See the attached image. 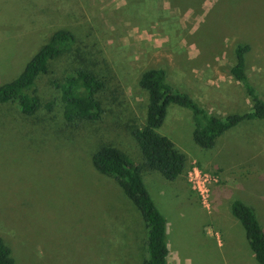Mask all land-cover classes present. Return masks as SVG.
Returning <instances> with one entry per match:
<instances>
[{
	"label": "rangeland",
	"instance_id": "rangeland-1",
	"mask_svg": "<svg viewBox=\"0 0 264 264\" xmlns=\"http://www.w3.org/2000/svg\"><path fill=\"white\" fill-rule=\"evenodd\" d=\"M58 28L76 35L91 29L116 65L130 68L120 79L142 120L147 95L137 77L160 65L209 114L248 111L250 99L226 71L239 43L252 44L246 72H253V86L264 95V0H3L0 85L14 79ZM73 67L72 57L64 56L37 78L32 93L42 107L32 116L0 105V238L13 264H140L147 258L141 215L91 164L109 127L62 119L52 82ZM193 128L188 109L169 105L158 133L185 155V170L173 181L141 171L165 219V264H240L246 257L257 264L230 205L240 200L249 206L264 231V119L238 124L207 150L194 144ZM107 136L141 163L128 131ZM193 168L208 189L206 200L190 181Z\"/></svg>",
	"mask_w": 264,
	"mask_h": 264
},
{
	"label": "trees",
	"instance_id": "trees-1",
	"mask_svg": "<svg viewBox=\"0 0 264 264\" xmlns=\"http://www.w3.org/2000/svg\"><path fill=\"white\" fill-rule=\"evenodd\" d=\"M125 23L122 21L119 30ZM122 30L125 32L124 27ZM250 44L239 43L234 47L233 62L226 69L251 101L250 109L241 114H228L222 118L209 114L180 88L178 79H169L165 65H160L141 70L137 77L138 87L147 95L146 113L142 120L132 108L120 79V74L126 77L132 73L130 68L118 67L91 29L76 35L68 28L56 29L26 62L22 71L11 81L0 85V105H14L19 114L32 116L42 107L40 97L32 93L37 78L47 74L55 60L72 57L73 73L61 81L52 82L59 91L62 119L66 123L101 122V127H109L101 133V143L92 153L91 164L98 173L117 183L141 215L146 229L144 248L147 258L140 264H165L168 253L165 219L148 194L141 171H156L165 180L173 181L185 170V155L169 138L158 133L169 105L191 112L194 122L192 140L203 150L213 148L224 132L238 124L264 119V95L253 86V83L257 84L253 72L249 76L246 72L249 64L245 53L250 54ZM44 107L50 108V105L47 103ZM118 129L130 133L140 151V164L106 139L110 131ZM230 212L242 226L255 261L264 264V231L252 209L240 200H234ZM0 264H13L10 249L2 238Z\"/></svg>",
	"mask_w": 264,
	"mask_h": 264
},
{
	"label": "built area",
	"instance_id": "built-area-1",
	"mask_svg": "<svg viewBox=\"0 0 264 264\" xmlns=\"http://www.w3.org/2000/svg\"><path fill=\"white\" fill-rule=\"evenodd\" d=\"M188 176L194 186V189H196L203 200H206L208 197V189L202 184L201 176L196 173V170L194 168L192 169V171L188 172Z\"/></svg>",
	"mask_w": 264,
	"mask_h": 264
},
{
	"label": "crops",
	"instance_id": "crops-1",
	"mask_svg": "<svg viewBox=\"0 0 264 264\" xmlns=\"http://www.w3.org/2000/svg\"><path fill=\"white\" fill-rule=\"evenodd\" d=\"M1 1H3V0H0V3H1ZM200 2H201V1H200ZM201 5H202V4H200V3H199V4H198V3L196 4L197 7H198V6L200 7ZM253 258H254V257H253ZM166 262H167V261H166ZM238 262H239L240 264H251L250 261H249V259H248L247 257H246L245 260H241V261H238Z\"/></svg>",
	"mask_w": 264,
	"mask_h": 264
}]
</instances>
